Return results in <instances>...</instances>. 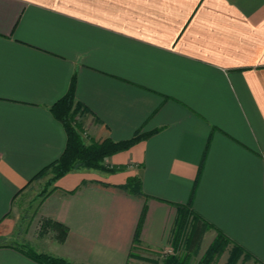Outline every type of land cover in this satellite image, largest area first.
<instances>
[{
  "label": "crops",
  "instance_id": "1",
  "mask_svg": "<svg viewBox=\"0 0 264 264\" xmlns=\"http://www.w3.org/2000/svg\"><path fill=\"white\" fill-rule=\"evenodd\" d=\"M74 77L86 144L154 134L107 159L122 172L55 183L38 213L68 235L40 253L163 264L191 205L211 225L201 249L221 232L264 264V0H0V264H39L15 240L65 151L51 108Z\"/></svg>",
  "mask_w": 264,
  "mask_h": 264
},
{
  "label": "trees",
  "instance_id": "2",
  "mask_svg": "<svg viewBox=\"0 0 264 264\" xmlns=\"http://www.w3.org/2000/svg\"><path fill=\"white\" fill-rule=\"evenodd\" d=\"M75 90L76 78L74 77L67 94L51 108L53 116L63 124L66 130L67 145L65 151L57 161L45 167L33 180L50 169H53L55 180H59L67 174L81 169L104 171L106 167L103 164L107 158L128 151L141 140L154 134L153 132L149 134L137 133L132 139L127 141L114 142L107 139L102 142L93 141L90 144H86L82 137L83 127L76 120V113L79 105L76 102ZM110 172L113 173L115 170ZM121 189L131 194L142 195V186L138 178L129 179L127 184L122 186ZM146 210L145 206L139 221L135 239L137 242L138 233L144 220ZM177 212L172 247L174 252L179 250L184 237L183 234L189 225L190 233L186 240L185 254L182 256H178V254L167 255L163 260V264H190V260L199 254L205 233L211 228L209 223L191 209V205H177ZM51 224L58 230L59 241L63 243L68 235L67 227L54 221H52ZM21 251L39 264H72L63 258H57L47 254H38L32 251H25L24 249H21ZM226 251L230 253L228 264H238L239 262L246 263L252 260L251 255L242 247L233 244L229 238L219 232L216 239L206 251L202 261L205 264H210L212 261L216 260V258L221 257Z\"/></svg>",
  "mask_w": 264,
  "mask_h": 264
},
{
  "label": "rangeland",
  "instance_id": "3",
  "mask_svg": "<svg viewBox=\"0 0 264 264\" xmlns=\"http://www.w3.org/2000/svg\"><path fill=\"white\" fill-rule=\"evenodd\" d=\"M77 113H76V120L79 122V120L77 119ZM107 159L104 161L103 164L106 167V170L104 171L94 170V169H81L77 171H84L96 177H105L107 174H116L118 172H122L125 170V167H117L111 164H107ZM112 170H115V172L111 173L110 171ZM57 181L58 180H55V174L53 172V169L47 170L41 176L35 179V182L33 184L34 185L33 193L30 194L32 195V198L31 196L27 198L23 205L24 206L23 208L25 209L22 211L23 216H22L21 224H19L18 233H17L18 236L17 239L15 240V242L20 247V249H24L25 251H32L38 254H45L39 252V250L43 248L44 245L42 244L44 242L45 243L51 242L53 239H55L56 241L61 243L59 241L58 230H56L51 224L52 220L47 219L46 217H43L38 213L39 205L41 204V202H43L44 198L50 192H52L54 185ZM189 233H190V227L188 225L187 229L183 234L184 237L182 239L181 247L179 248V250L177 252H174L172 247L171 253L170 252L166 254L164 253V255L167 256V255L178 254V256H182L183 254H185L186 240L188 238ZM208 248L200 249L199 254L190 260V264H205L202 260ZM229 257H230V253L229 251H226L221 257L216 258V260L212 261L210 264H228ZM153 261L154 260H150L148 261V263H140L138 261H135L134 264H154ZM238 264H249V262L246 263L239 262Z\"/></svg>",
  "mask_w": 264,
  "mask_h": 264
}]
</instances>
